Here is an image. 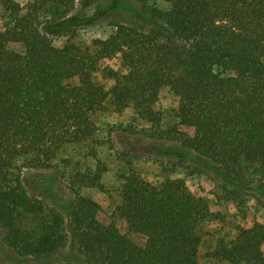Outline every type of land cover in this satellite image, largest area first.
I'll return each mask as SVG.
<instances>
[{
    "label": "trees",
    "instance_id": "obj_1",
    "mask_svg": "<svg viewBox=\"0 0 264 264\" xmlns=\"http://www.w3.org/2000/svg\"><path fill=\"white\" fill-rule=\"evenodd\" d=\"M112 0L127 17L90 45L55 38L79 21L76 0H0V237L5 264H201L207 226L223 221L183 178L144 179L129 167L114 216L145 238L139 245L81 193L100 187L106 167L78 172L61 199L59 153L91 140L92 116L108 103L132 106L152 124L156 149L173 168L208 173L221 199L264 198V0ZM86 3V2H85ZM119 58L121 68L103 62ZM179 98L163 119L160 92ZM147 150H145L146 152ZM129 164L142 154L124 151ZM39 188H33V186ZM205 256L264 264V222L214 233Z\"/></svg>",
    "mask_w": 264,
    "mask_h": 264
},
{
    "label": "rangeland",
    "instance_id": "obj_2",
    "mask_svg": "<svg viewBox=\"0 0 264 264\" xmlns=\"http://www.w3.org/2000/svg\"><path fill=\"white\" fill-rule=\"evenodd\" d=\"M25 5L30 0H17ZM86 2V3H85ZM155 8L170 9L165 0H150ZM112 0H76V7L72 14L78 18L76 26L61 36L55 38V43L63 46L66 43H75L87 46L97 38H106L114 30L110 21L114 18L127 17L126 11L114 6ZM104 67L121 68L120 59L107 58L97 72V79L106 83ZM179 98L168 88L160 92L159 108L163 112L161 123L155 129H165L176 119ZM99 126L95 136L85 142L74 146H67L62 150L56 164L61 170L49 173L55 176L61 199L69 196V186L78 172L95 170L98 165L106 167L101 177L100 187H82L81 193L95 200L99 206V218L102 222L114 221L119 229L139 245L145 244V238L128 230L122 219L114 216V211L122 200V186L129 167L148 181H159L165 178H183L189 189L198 197L204 198L214 213H221L223 221H212L207 230L211 233L206 237V245L202 247L201 264H226L205 256L214 233H225L235 229L237 224L251 225L256 221L264 222V198L262 201L255 196L244 195L241 201L221 199V190L217 182L208 173L194 172L192 162L197 160L186 157L184 166L173 163L177 158L156 149L155 140L148 137L152 133V124L132 107L117 109L108 103L106 110L97 112L92 116ZM145 150H147L145 152ZM124 151L142 154L140 160H133L131 164L120 155ZM73 184V183H72ZM35 184L33 188H39ZM5 248L0 237V264H5ZM11 264H16L11 262Z\"/></svg>",
    "mask_w": 264,
    "mask_h": 264
}]
</instances>
